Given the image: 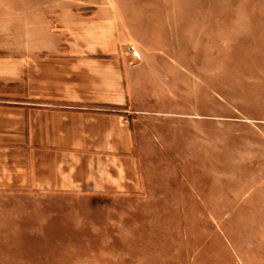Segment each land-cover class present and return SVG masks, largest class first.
<instances>
[{
    "label": "rangeland",
    "instance_id": "1",
    "mask_svg": "<svg viewBox=\"0 0 264 264\" xmlns=\"http://www.w3.org/2000/svg\"><path fill=\"white\" fill-rule=\"evenodd\" d=\"M114 41L147 65L141 191L0 195V264H264V0H0V103L57 87L60 46Z\"/></svg>",
    "mask_w": 264,
    "mask_h": 264
},
{
    "label": "crops",
    "instance_id": "2",
    "mask_svg": "<svg viewBox=\"0 0 264 264\" xmlns=\"http://www.w3.org/2000/svg\"><path fill=\"white\" fill-rule=\"evenodd\" d=\"M86 20L101 37H114L110 14L96 12ZM99 48L100 53L86 54L78 45L60 46L41 59L45 66L58 65L57 87L32 94L29 77L34 102L0 103V195L130 196L141 191L128 105L144 90L139 85L141 68L147 72L145 58L138 52L135 58L142 61L133 64L115 41Z\"/></svg>",
    "mask_w": 264,
    "mask_h": 264
}]
</instances>
